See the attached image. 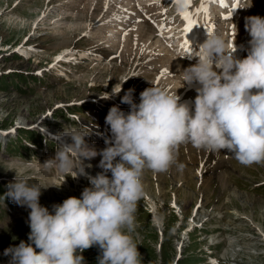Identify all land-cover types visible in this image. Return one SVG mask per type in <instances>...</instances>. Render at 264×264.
Listing matches in <instances>:
<instances>
[{"label":"rangeland","instance_id":"rangeland-1","mask_svg":"<svg viewBox=\"0 0 264 264\" xmlns=\"http://www.w3.org/2000/svg\"><path fill=\"white\" fill-rule=\"evenodd\" d=\"M154 1L150 6L143 3L142 8L135 7L136 12L123 22H117L116 28V25H107L115 20L116 5H111L107 11L104 0H0V183H11L17 175L26 178L29 185H38L42 188L39 203L50 213L52 205L69 197L80 198L86 184L90 187L89 182L76 186L78 178L65 179L54 167L44 166L57 150V145L49 147V144L61 143L64 129L82 127L88 130L87 137L100 146L98 150H102L106 147L104 139L111 136L104 122L109 108L118 105L125 113L129 111L128 105L120 103L126 90L135 89L133 100L137 104L140 92L151 86L174 92L163 65L158 67L159 62L153 61L148 70L142 64L153 55L145 45L146 39L156 38L161 27L172 22L177 26H171L168 31L183 30H179L182 27L177 0ZM204 1L190 0L187 11L207 21L204 12L198 11ZM230 7L218 14L221 21L217 24L219 29L226 28L231 36L234 25L243 28L245 22L228 21L238 14ZM256 10L264 12V0H252L247 12L255 15ZM212 11H215L214 16L218 12L217 8ZM137 22L142 23L138 40L133 31ZM103 24L107 26H100ZM109 30L115 31L113 38ZM128 30L129 40L122 43ZM177 38L180 40L182 35ZM35 42L37 47H31ZM66 45L71 52L65 51ZM20 46H25L22 50L27 46L30 51L26 59L13 57L17 54L14 50ZM75 51L79 53L76 59L68 56ZM83 53L91 55H81ZM106 55L118 57L111 61ZM61 60L73 63L64 65ZM126 78L129 79L124 82ZM122 82L123 91L119 95L101 99L104 92L110 93ZM196 86L185 84L177 95L191 101L195 98ZM188 94L194 97L190 99ZM106 102L109 107L105 106ZM22 111L26 112L30 123L40 118V124L21 125L18 117ZM26 143L34 144L33 148ZM219 155L184 144L178 147L176 160L168 171L153 174L145 170L144 194L137 202L134 230L130 233L142 264H171L180 244L184 250L178 264H209V259L207 263L201 259V254L204 255L216 240L222 242L215 256L228 249L225 255L228 259L223 260V264H264L261 240V234L264 235V185L255 186L264 180V163L245 166L230 153ZM100 159L87 170L96 171V175ZM202 159L206 162V172L198 182L196 165ZM199 197L203 204L198 210L199 217L208 222L188 237L187 231L184 232L181 242L178 230L185 228L187 221L175 217L172 208L177 203L182 217L186 218ZM29 212L26 206H5L0 201V264H9L11 259L4 255L6 248L18 246L21 241L29 243L30 228L26 224ZM80 254L84 257L83 264H98L101 252L98 246H93Z\"/></svg>","mask_w":264,"mask_h":264},{"label":"clouds","instance_id":"clouds-1","mask_svg":"<svg viewBox=\"0 0 264 264\" xmlns=\"http://www.w3.org/2000/svg\"><path fill=\"white\" fill-rule=\"evenodd\" d=\"M241 3L244 6L238 3L237 8L252 6V0ZM177 7L183 9L182 0ZM244 28L251 38L245 58L234 56L235 37L229 39L218 28L200 45L202 51L190 57L197 58L196 63L173 75L180 83L174 92L151 86L140 92L137 104L135 89L126 90L120 103L129 111L114 105L105 116L111 136L104 139V149L97 151L86 142V128L64 129L54 156L43 165L54 167L65 179L86 177L90 187L80 198L54 204L50 213L39 203L42 188L15 176L4 197L30 209V233L29 243L4 250L11 257L9 264H83L80 253L93 246L101 252L98 264H142L130 233L144 194L145 170L168 171L184 144L217 155L230 153L245 166L264 163V17H246ZM124 82L101 99L119 95ZM185 84L198 85L191 106L177 95ZM98 155L102 171L92 176L86 172L92 165L84 161Z\"/></svg>","mask_w":264,"mask_h":264},{"label":"bare ground","instance_id":"bare-ground-1","mask_svg":"<svg viewBox=\"0 0 264 264\" xmlns=\"http://www.w3.org/2000/svg\"><path fill=\"white\" fill-rule=\"evenodd\" d=\"M153 1V0H152ZM151 0H104V4L107 5V11H109L111 9V5L114 6L116 5V12H114V21L112 22H109L107 25H116V28H118V24L117 22H120L123 20H125L126 18H130L132 14H134L133 12H136L135 11V7H140L142 8L143 5L141 6V4H151L152 2ZM159 0H155L154 2L156 3H159L158 2ZM164 2L165 0H161L160 2ZM192 1V0H191ZM240 2V1H239ZM211 3L209 2V0H205L204 1V8L206 9L205 13H207V17L209 18V22L212 26V29L213 30H216L213 26L216 25V17L214 16V12L213 14H211V8H209L208 4ZM228 3V0H225V4ZM154 4V3H153ZM210 5V4H209ZM118 6V8H117ZM150 6V5H149ZM150 8V7H149ZM231 8V7H230ZM134 9V10H133ZM148 9V8H147ZM219 9H221L219 7ZM229 9V8H228ZM114 10V11H115ZM230 10V9H229ZM112 12V11H111ZM230 12V11H229ZM235 12V11H234ZM183 13V12H182ZM203 13V12H202ZM201 13V14H202ZM227 13V12H226ZM139 15V14H138ZM138 15L136 14V18H138ZM223 15V14H222ZM200 17V15H199ZM203 17V16H201ZM134 18V17H133ZM158 18V17H157ZM221 18V16H220ZM203 20H206L203 18ZM223 20V19H222ZM231 21V20H230ZM134 22V21H133ZM168 22V21H167ZM107 23V22H106ZM173 23V22H172ZM172 23H168V26H165L163 25L161 27V29L159 30V33H158V36L156 38H149V39H146L144 42H145V45L147 47L148 50L152 51V54L150 56L149 59H145L142 64L144 65L143 68L144 69H148L149 70V67H150V64L153 62V61H157L159 63H157L156 65L159 67L161 65H163L165 67V72L167 74V79H168V84H170V86H172L173 88H175V90L180 87V83H179V78L178 77H174L173 75L174 74H177L178 70L182 71L184 68H187L189 67L190 65H193L196 63V59L197 58H190V57H193L194 55H196L198 51H200V46L197 47L196 45H193L194 43V40H191L189 37V33L185 34L183 33V30L182 31H168L170 29L171 26L175 25V24H172ZM179 23H185V21L183 20V16L181 15V18L179 20ZM133 24V23H132ZM141 22H137V24H135L133 26V31H134V34H135V38L138 40L139 37H140V29H141ZM226 24V22H225ZM106 24H103V25H100L102 27H105L107 26ZM224 25V23L222 24V26ZM228 25V24H227ZM144 26V25H143ZM240 26V25H239ZM232 27V26H231ZM111 29V28H110ZM226 29V28H225ZM130 30V29H129ZM129 30L127 31V33L123 36L122 38V43H126L128 42L129 40ZM165 31H168V32H165ZM234 31V30H233ZM144 33V32H143ZM109 35L111 38H113L115 36V31L113 30H109ZM177 35H182V38L179 40L177 38ZM239 36V34H237ZM236 35V36H237ZM187 40L188 43H189V53H185L183 50H182V44L184 42V40ZM235 43V41H234ZM31 47H37V42L34 43V45H31ZM66 52H71L68 45H66ZM75 50V49H74ZM245 51L246 50H243V54H245ZM21 54L23 56H25L26 58L28 57L29 55V50L27 49H21ZM79 54V53H78ZM67 55V54H66ZM64 55V56H66ZM81 55H88L90 56L91 54H81ZM69 57L72 56V54L68 55ZM112 56V55H111ZM111 56H105L106 59L110 58V60L112 61L114 58L118 57V55H113L112 57ZM70 60V58L68 59ZM146 72V71H145ZM197 87V86H196ZM191 88V87H190ZM182 89V88H181ZM174 90V89H172ZM174 90V91H175ZM184 90V89H183ZM123 91V89H122ZM195 92V91H194ZM177 93H180V89L177 90ZM196 94V92L194 93ZM189 95V94H188ZM186 96V95H185ZM190 96V95H189ZM191 96H193L191 94ZM183 97V96H182ZM194 97V96H193ZM186 98V97H185ZM192 101V100H191ZM102 103V102H101ZM110 105V104H109ZM109 105L105 104V106H108ZM23 112V111H22ZM19 123L21 125H25V126H30L32 124H40V121L39 119L36 120L35 122L33 123H30L27 119V114L26 112H23V113H20L19 114ZM42 121V119H41ZM42 124V123H41ZM28 129V128H27ZM87 141V143L90 145V146H93L96 148L97 151H100L98 150L100 148V146L96 145L97 143H95L94 141H92L91 139H89V137H85ZM99 139V138H98ZM100 143V142H99ZM206 153V152H205ZM223 153H226V152H223ZM220 156V155H219ZM100 156L98 155L96 158L90 160L91 162L93 163H97V161L99 160ZM97 170H99L98 172L102 171L100 168H98ZM241 196V195H240ZM239 197V196H238ZM243 197V196H242ZM237 198V197H236ZM158 222V221H157Z\"/></svg>","mask_w":264,"mask_h":264},{"label":"snow or ice","instance_id":"snow-or-ice-1","mask_svg":"<svg viewBox=\"0 0 264 264\" xmlns=\"http://www.w3.org/2000/svg\"><path fill=\"white\" fill-rule=\"evenodd\" d=\"M177 2H179V0H177ZM219 2H220V6L221 7H226L225 0H219ZM189 5H190V0H183V6H184V8L187 9L189 7ZM233 7L234 8H237L238 7V0H234ZM198 11H206V9H204L203 7H201V9H199ZM182 16H183V20L185 21V26L183 28V33L187 34L197 24V21L195 19H193V15L190 12H188V11L183 12L182 13ZM228 18H229L228 16L224 17V19H226V20ZM209 27H210V30H209L208 34H211V32H212L211 31V26H209ZM181 47H182V50L185 53H189V43H188V41L186 39L184 40V42H183V44H182ZM230 47H231V43H230ZM200 51H202V49ZM164 74L165 73H161V75H164Z\"/></svg>","mask_w":264,"mask_h":264},{"label":"trees","instance_id":"trees-1","mask_svg":"<svg viewBox=\"0 0 264 264\" xmlns=\"http://www.w3.org/2000/svg\"><path fill=\"white\" fill-rule=\"evenodd\" d=\"M16 58V57H15ZM19 77H21V76H19ZM3 77H1V79H2ZM1 82V81H0ZM0 84H2V82L0 83ZM14 84V83H13ZM25 132H29V131H25ZM9 183H3V185L1 186L0 185V200L2 199V200H6V201H9V199H7L6 197H4L5 196V193L7 192V185H8Z\"/></svg>","mask_w":264,"mask_h":264}]
</instances>
